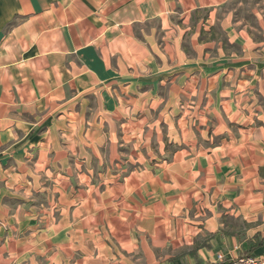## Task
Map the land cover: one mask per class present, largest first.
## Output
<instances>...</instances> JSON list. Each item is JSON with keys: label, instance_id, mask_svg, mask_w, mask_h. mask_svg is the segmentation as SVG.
I'll list each match as a JSON object with an SVG mask.
<instances>
[{"label": "crops", "instance_id": "obj_1", "mask_svg": "<svg viewBox=\"0 0 264 264\" xmlns=\"http://www.w3.org/2000/svg\"><path fill=\"white\" fill-rule=\"evenodd\" d=\"M231 1L0 0V264H214L264 236V42Z\"/></svg>", "mask_w": 264, "mask_h": 264}, {"label": "rangeland", "instance_id": "obj_2", "mask_svg": "<svg viewBox=\"0 0 264 264\" xmlns=\"http://www.w3.org/2000/svg\"><path fill=\"white\" fill-rule=\"evenodd\" d=\"M207 13V12H206ZM206 13H201V16H205ZM225 13H230L234 16L235 20H240L247 23L251 28L255 37L264 42L263 31L261 25L264 26V0H232L229 4L224 6L218 12V16H222ZM220 37L222 32L218 30ZM234 48V46H232ZM228 223L231 225V229L228 231H236L237 228L241 229L243 223L240 220L234 218H228ZM251 242H249L248 246ZM242 251L244 246L242 245ZM70 264H80L78 255H75L70 261Z\"/></svg>", "mask_w": 264, "mask_h": 264}, {"label": "built area", "instance_id": "obj_3", "mask_svg": "<svg viewBox=\"0 0 264 264\" xmlns=\"http://www.w3.org/2000/svg\"><path fill=\"white\" fill-rule=\"evenodd\" d=\"M214 264H264V254L253 256L226 257L223 254L216 255Z\"/></svg>", "mask_w": 264, "mask_h": 264}, {"label": "trees", "instance_id": "obj_4", "mask_svg": "<svg viewBox=\"0 0 264 264\" xmlns=\"http://www.w3.org/2000/svg\"><path fill=\"white\" fill-rule=\"evenodd\" d=\"M261 248H264V236L257 234L255 236L254 241H252L248 247V249L242 252L239 256L246 257V256H253L255 252Z\"/></svg>", "mask_w": 264, "mask_h": 264}]
</instances>
